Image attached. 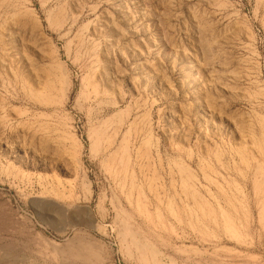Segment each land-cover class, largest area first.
Here are the masks:
<instances>
[{
  "label": "rangeland",
  "instance_id": "obj_1",
  "mask_svg": "<svg viewBox=\"0 0 264 264\" xmlns=\"http://www.w3.org/2000/svg\"><path fill=\"white\" fill-rule=\"evenodd\" d=\"M0 264H264V0H0Z\"/></svg>",
  "mask_w": 264,
  "mask_h": 264
},
{
  "label": "bare ground",
  "instance_id": "obj_2",
  "mask_svg": "<svg viewBox=\"0 0 264 264\" xmlns=\"http://www.w3.org/2000/svg\"><path fill=\"white\" fill-rule=\"evenodd\" d=\"M3 48V50L5 49V47H2ZM58 64V63H57ZM59 65V64H58ZM23 87V86H22ZM66 91H67V89H66ZM118 132L119 131H117V132H115V136L118 134ZM111 138V137H110ZM109 142H111V139L110 140H108V144H109ZM113 144V143H112ZM126 147V146H125ZM94 148H95V146L93 145L92 147H91V149L92 150H94ZM239 158H240V162H241V164L242 165H244L245 167H247L248 165H249V162H248V160L246 159V156H244V153H242V152H240L239 153ZM125 229H126V227H125ZM230 229H232L231 227H230ZM129 234V238H131L132 237V242H134V244L137 246V247H140V245L135 241V238H133L134 236L132 235V236H130L131 234H133L132 232L130 233H128ZM131 240V239H130ZM137 241H138V239H136ZM82 245V249H81V251H79V252H77V255H79L80 257H86V258H92L93 257V251H91L92 249H91V244H89V242L88 243H85V244H81ZM144 245V244H143ZM147 246V245H146ZM149 247V246H148ZM151 249V248H150ZM151 250H153V249H151ZM72 252V251H71ZM74 252V251H73ZM149 252H150V250H149ZM153 252V251H152ZM150 254H151V257H152V253L150 252ZM154 256V255H153ZM155 260V259H154Z\"/></svg>",
  "mask_w": 264,
  "mask_h": 264
}]
</instances>
